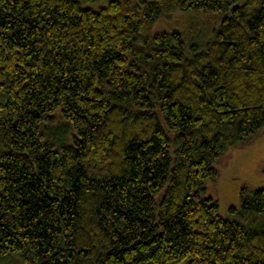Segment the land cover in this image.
I'll list each match as a JSON object with an SVG mask.
<instances>
[{
	"label": "trees",
	"instance_id": "trees-1",
	"mask_svg": "<svg viewBox=\"0 0 264 264\" xmlns=\"http://www.w3.org/2000/svg\"><path fill=\"white\" fill-rule=\"evenodd\" d=\"M262 131L264 0H0V264H264L205 186Z\"/></svg>",
	"mask_w": 264,
	"mask_h": 264
},
{
	"label": "rangeland",
	"instance_id": "rangeland-1",
	"mask_svg": "<svg viewBox=\"0 0 264 264\" xmlns=\"http://www.w3.org/2000/svg\"><path fill=\"white\" fill-rule=\"evenodd\" d=\"M220 20L214 15L179 13L163 23L166 30L180 32L190 40L195 35L210 36L211 28L217 27ZM260 135L252 145L229 151L218 166L216 178L205 181L206 195L219 202L224 217H229L230 207L240 205L243 188H264V131Z\"/></svg>",
	"mask_w": 264,
	"mask_h": 264
}]
</instances>
